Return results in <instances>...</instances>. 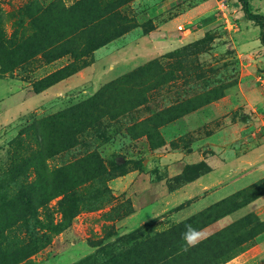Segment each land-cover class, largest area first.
Masks as SVG:
<instances>
[{
    "label": "rangeland",
    "instance_id": "obj_1",
    "mask_svg": "<svg viewBox=\"0 0 264 264\" xmlns=\"http://www.w3.org/2000/svg\"><path fill=\"white\" fill-rule=\"evenodd\" d=\"M82 1L0 0V187L9 185V165L41 148L37 141L45 136L39 129L24 138L20 151L14 141L22 129L80 104L151 61L160 64L120 86L123 108L87 130L78 138L79 146L41 158L43 166L58 169L96 154L110 175L124 161L130 164L125 176L106 182L110 198L82 211L70 227L52 234L47 246L18 264H78L87 258L99 263L100 248L120 237L141 229L137 242L155 241L156 234L191 217L180 243L157 260L170 256V264H264V219L257 217L253 227L235 221L201 232L242 199L263 192L264 183L207 213H194L195 203L228 183L219 178L221 163L264 147V46L260 29L243 12L247 7L264 16V0H242V5L237 0H89L85 12L76 6ZM77 20L85 26L77 44L86 35L129 31L78 61L67 55L47 62L39 54L7 71L8 55L16 46L49 38L47 51L65 47ZM155 30L159 37L171 34L190 42L115 76L121 61L129 62L135 54L129 45ZM70 64L68 69L77 67V73L33 92L35 82ZM95 188L101 189L96 181L81 193ZM11 191L2 190L0 196ZM59 200L48 204L56 219Z\"/></svg>",
    "mask_w": 264,
    "mask_h": 264
},
{
    "label": "trees",
    "instance_id": "obj_2",
    "mask_svg": "<svg viewBox=\"0 0 264 264\" xmlns=\"http://www.w3.org/2000/svg\"><path fill=\"white\" fill-rule=\"evenodd\" d=\"M237 2L242 5L243 1L237 0ZM89 4V0H84L76 6L85 12V8ZM243 12L247 15V19L260 29V42L264 46V16L252 14L250 10L247 11V7L243 9ZM82 21H80V24L78 20L73 22L71 24L73 25L71 32L66 35V37H71L73 42L80 39L81 34H84L85 26L82 25ZM87 28L90 30V25ZM128 31L129 28H124L116 34L108 36H104L100 32L92 36L86 35L79 44L76 42L70 43V40L66 42L65 47L60 46L58 48V46H54L53 48L51 46L52 49L49 51L45 47V45H48L49 38L43 40L41 44L32 46L22 43L9 53L7 71H13L39 54L47 62L56 61L67 55L78 61ZM24 48L25 50H23ZM170 57L169 55L162 59H169ZM159 64L160 61H151L146 66L139 67L130 75L108 83L92 97L80 104L35 122L20 131L14 141L20 151L24 150V138L31 132L39 134V129H42L45 137L37 141V145H41L39 151L32 152L30 157L22 158L20 163L14 167L9 165V172L11 173V179L8 181L9 185L0 187V192L2 190L10 191L11 189L14 191V193L11 191L7 195L0 196L1 264H18L21 261H25L28 257L47 246L52 234H57L70 227L72 220L82 211L94 209L97 203L100 204L110 198V190L106 182L125 176L128 173L125 168L130 164L129 161H124L123 164L114 168L112 171L115 174L110 175L109 170L104 165V161L96 154H88L81 160L58 169L43 166L41 158L46 155L47 159H50L58 153L74 148L77 145L79 146L81 143L78 138L83 136L87 130L99 125L105 117L112 119V111H116L119 107L123 108L120 86L128 80L141 77L146 72L151 71L152 68L159 66ZM70 66L72 64L35 82L32 85L33 92L39 94L78 72L79 69L77 67L68 69ZM0 67L2 70V63ZM146 135L149 140L152 139L148 133ZM189 168L186 167L183 171L185 178H187L186 174ZM21 175L26 176L20 178ZM95 181L100 184L101 189L95 188L88 195L81 193L86 184ZM238 195L240 196V193L233 197H239ZM257 195L251 196L247 201L242 199L241 204L229 210L227 214L232 213ZM54 198H60L57 204V219L55 214H53L55 212H50L48 208V204ZM231 198L200 213H207L214 208H218V206L223 205ZM200 213L198 214L200 215ZM192 218L194 217L186 219L169 231L156 234V238L159 239L155 241H149L146 238L145 241L137 242L138 239L143 237L141 229H139L132 234L118 238L112 244L102 246L99 250V254L103 257L101 262L97 263L94 258H87L78 264H170L173 262L170 256L157 260V255L164 253L174 244L180 243L182 233L185 231L184 228ZM242 224L249 225L250 222ZM250 231H253V229ZM108 236L114 235L109 233Z\"/></svg>",
    "mask_w": 264,
    "mask_h": 264
},
{
    "label": "crops",
    "instance_id": "obj_3",
    "mask_svg": "<svg viewBox=\"0 0 264 264\" xmlns=\"http://www.w3.org/2000/svg\"><path fill=\"white\" fill-rule=\"evenodd\" d=\"M158 31L159 30H155L149 34L142 35L129 45L127 49L135 54L131 57L129 62H125L126 60L121 61V65H119L115 71V76L119 75L125 69L142 65L147 61L173 51L190 42V40H185L183 38H173L171 34H163L165 38L163 36L159 37ZM129 35H131V33L126 34L124 38ZM240 85L239 83V86ZM236 87H238V83L237 86L229 89L231 91L230 93L234 92ZM212 169H214V167H212ZM217 171L220 173L218 175L221 181L224 182L225 178H228V183H225V185L210 193L209 196L195 203V214L203 212L209 207L222 202L223 199H229L243 191L247 193V191L254 189V185L264 183V147H253L250 154L242 158L236 157L233 161H229V163H221ZM257 217L261 220L264 219V191L232 213L204 227L201 229V232L204 233L211 229H218L222 225L230 224L235 221H240L242 223L250 222L249 226H253Z\"/></svg>",
    "mask_w": 264,
    "mask_h": 264
},
{
    "label": "built area",
    "instance_id": "obj_4",
    "mask_svg": "<svg viewBox=\"0 0 264 264\" xmlns=\"http://www.w3.org/2000/svg\"><path fill=\"white\" fill-rule=\"evenodd\" d=\"M220 7H222V9H221V12L223 13V9L225 8V6H224V5H222V6H220Z\"/></svg>",
    "mask_w": 264,
    "mask_h": 264
}]
</instances>
